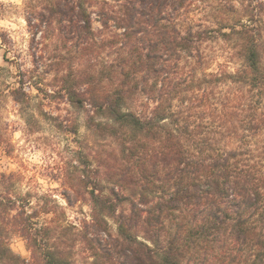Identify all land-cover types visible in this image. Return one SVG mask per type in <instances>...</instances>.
<instances>
[{
	"label": "clouds",
	"instance_id": "obj_1",
	"mask_svg": "<svg viewBox=\"0 0 264 264\" xmlns=\"http://www.w3.org/2000/svg\"><path fill=\"white\" fill-rule=\"evenodd\" d=\"M146 176L155 231L111 192ZM217 198L226 230L182 236ZM177 239V264H264V0H0V264H161Z\"/></svg>",
	"mask_w": 264,
	"mask_h": 264
},
{
	"label": "trees",
	"instance_id": "obj_2",
	"mask_svg": "<svg viewBox=\"0 0 264 264\" xmlns=\"http://www.w3.org/2000/svg\"><path fill=\"white\" fill-rule=\"evenodd\" d=\"M129 13L132 16H135V13L132 12V10H129ZM90 24V21H89ZM136 39V33H130L129 34V40L134 41ZM135 52L138 54L136 59L138 61L144 60L143 56V49L137 47L135 49ZM151 55L148 56V60H151ZM143 131V129H142ZM155 131V129H153ZM169 151L175 152L176 149L170 148ZM162 163V162H161ZM119 183L123 184L124 189L126 191L133 190L136 188V185L133 183H130L133 179H135L131 174H129L125 179L121 180L119 177H115ZM145 180L147 181L146 187L143 189V193L139 191H134L133 198L129 199L127 197H121L120 193L116 191L115 188L111 189L112 192V198L115 199V201L122 205L131 204L133 209L134 216L143 217L144 215L149 216V220L146 222L148 224V227L155 231L156 229L160 228L161 224L163 223L165 217L168 216L169 210L167 208L165 209H157L159 214L157 215L156 212H139L135 205V199L140 198L142 202L144 203H150L149 190H155V191H164L166 185H164V181L160 180L156 176H146ZM185 183H187V180H185ZM162 185H164L162 187ZM94 190L90 193V195H95V190L99 188L98 185H94ZM180 197H182V200H186L188 197L181 191H178L177 193ZM195 204L190 205V207H195ZM105 209L107 210L109 207H111L114 210V205L111 202V198L109 199V202L104 205ZM210 208L214 209L212 211H207L206 213H203L201 217L192 216L190 213L188 216H186L185 220L180 223V233L182 236H188L189 239H202V240H211L212 236L210 233H216L220 231H224L227 228V225L232 220V210L230 208L225 207L223 204L219 203V199L213 200L212 203L209 205ZM176 211L178 209H172L173 215H175ZM190 220H195L196 225L193 226L190 223ZM202 230L199 227L200 225H205ZM129 227V224L125 221L121 226V231L126 236L132 231ZM183 241L182 240H175L172 249L171 254H166L165 256L161 257V264H177L176 255L175 253L182 247ZM91 247L93 250L97 251L99 255L101 256H107L108 260H111V254L106 253L103 249L102 245H98L96 242H93L91 244Z\"/></svg>",
	"mask_w": 264,
	"mask_h": 264
}]
</instances>
